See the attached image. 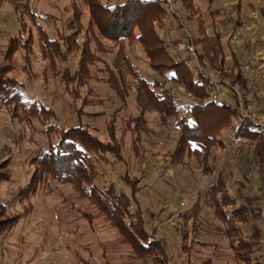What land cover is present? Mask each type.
<instances>
[{
    "label": "rangeland",
    "instance_id": "374dc122",
    "mask_svg": "<svg viewBox=\"0 0 264 264\" xmlns=\"http://www.w3.org/2000/svg\"><path fill=\"white\" fill-rule=\"evenodd\" d=\"M27 1L29 11H23L22 8L16 11L10 3H5L0 8V67L10 64L8 76L23 85L19 89L24 101L35 102L39 108L44 107L48 111L52 109L53 113L51 116L40 113L31 116L24 111H17L14 105L0 103V220L14 219L11 222L13 229L0 235V264H152L137 258L132 244L123 239L110 219L95 203L82 197L72 185L53 181L38 185L35 194L32 195L31 192L21 201L18 198V192L28 185L34 173L32 159L47 152L60 137L58 132L51 135L47 133L46 124L52 123L65 129L77 126V110L81 107L84 112L81 121L101 141H109L108 123L115 111H119L116 127L118 142L124 143L125 161L120 163L108 154L107 162L96 163L97 169L102 173L97 184L103 186L114 183L119 190L129 194L121 177L127 173L141 179L142 190L138 200L141 214L146 221L147 230L150 233L156 230L157 237L164 239L172 263L203 264L210 260L211 264H237L227 239L219 232L223 225L214 217L206 201L209 186L216 183L222 175L227 177L230 193L236 198L238 205L243 204L247 197L262 194V170L252 157L253 146L241 143L232 133L239 119L229 114L221 125L223 130L219 139L224 142L214 148L213 156L217 161L216 164L214 160L211 161L216 167L212 175L205 172L202 163L191 156L186 159V167L171 166L169 157L175 149L179 133L172 126L160 125L156 114L147 115L149 128L153 133L143 136L141 149L145 151V155L137 157L130 134L126 138L120 137L126 127L125 121L130 116L139 115L135 93L131 92L127 107L119 110L123 104L107 85L105 68L107 64L113 63L116 49L99 55L102 60L90 67L92 81L79 86L77 97L74 94L72 96L66 90L61 73L64 70L70 73L77 71L80 51L77 49L65 55L56 54L52 58L46 56L42 51L45 42L37 29H43L52 40H63L68 34L66 21L70 12L67 9L71 7L72 0ZM125 1L113 0L112 3ZM173 1L181 19L175 20L172 16L170 26L174 22L180 35L187 31L193 38L198 35L199 19L206 22V29L210 32L213 12L217 9L222 12L232 3L230 0H194L199 19L195 17L192 21L187 19L189 13ZM248 1L253 2L256 5L255 12L264 17V0H245ZM84 10L83 22L87 25L90 12L87 7ZM30 13L35 14L34 20H31ZM222 16L220 14L219 17ZM21 21H24V30ZM180 26L185 28H181V31ZM159 34L165 41L175 46L178 44L171 41L173 36L179 38L172 34V30L171 33L166 30ZM21 37L22 44L11 60L8 59L10 40ZM83 41V38L80 39L81 44ZM102 41L109 47L113 46L112 42L104 38ZM25 42L28 44L23 46ZM128 53L142 76L150 83L159 81L168 88L177 89L149 67V60L141 44L129 45ZM230 54L226 50L225 68L236 75L237 68L234 67L233 55ZM129 82L134 85L133 79L130 78ZM179 89L178 92L182 93L183 89ZM216 93L213 96L216 97ZM84 100L90 104L84 107ZM218 100L219 103L222 102L221 98ZM208 121L220 125L215 117H210ZM243 130L248 140L260 138V133L253 128L246 127ZM183 199L187 200V206L181 208ZM198 199L203 204L198 238L202 243L195 241L193 244L189 240L187 247L191 245L194 249L184 252L180 230L184 225L182 214L187 213ZM244 230L250 233V225L244 227ZM184 231H188L191 237L190 223L188 227H184ZM262 244L256 256L264 262V236Z\"/></svg>",
    "mask_w": 264,
    "mask_h": 264
},
{
    "label": "trees",
    "instance_id": "16d2710c",
    "mask_svg": "<svg viewBox=\"0 0 264 264\" xmlns=\"http://www.w3.org/2000/svg\"><path fill=\"white\" fill-rule=\"evenodd\" d=\"M112 1L72 0L71 7L67 9L70 12L66 21L68 34L63 40H52L43 29L37 27L39 36L45 42L42 48L43 54L52 58L56 54L64 53L65 55L77 49L80 51L77 71L70 73L64 70L61 73L66 90L77 97V88L92 81L90 67L102 60L99 55L116 49L113 63L107 64L105 68L107 85L123 104L119 110L127 107L132 91L135 93V103L139 110L138 116H130L125 121L126 127L122 131L121 139L130 134L136 156L143 157L145 155V151L141 149L143 136L153 133L149 128L147 115L156 114L160 125L172 126L179 133L175 149L169 157L171 166L186 167V159L191 156L202 163L205 172L214 174L216 167L211 164V161L214 160V163L217 161V158L213 156L214 148L223 143L219 139L223 130L221 125L229 114L235 115L237 119L239 116L233 106L215 102L217 98L213 96V93L217 92L216 83L210 81V76L216 71L223 79L231 80L248 95L250 94L252 89L249 86V79L238 59L233 60L234 67L237 68L236 75L225 68L226 45L222 31L229 26L232 33L238 31L244 14H241L239 9L233 8L229 22H226L224 16L217 21V17L220 14L223 15V11H214L211 15L213 16L212 28L208 32L206 22L197 17L198 11L195 9L194 0H175L189 13L187 19L192 21L195 17L199 19L198 35L192 37L199 57V64H195L185 49L181 48L179 53L175 54L168 44L170 42L165 41L159 34L160 31L167 30L171 33L172 30L170 26L172 15L166 0H126L123 3H112ZM5 3L13 5L16 11L21 8L23 11H29L27 0H0V8ZM84 7H87L90 12L87 25L83 22ZM34 16V13H30L31 20H34ZM21 24L24 30V21H21ZM183 27L180 26L179 30L185 28ZM185 36L187 37V34L181 32V35L177 36L178 41L174 36L171 41L178 42L180 45L185 44ZM82 38L84 41L81 44ZM103 38L112 42L113 46L106 45L102 41ZM22 41V37L10 40L8 59L11 60ZM138 43L142 45L149 60V67L162 79L175 85L177 89H183L182 93L177 89L166 87L159 81L150 83L142 76L128 53V46ZM26 44L28 43H23V46ZM245 46L252 47L248 42ZM9 66L10 64L0 67V103L14 105L17 111H24L31 116H37L39 113L51 116L52 109L48 111L47 108H39L35 102L24 101V96L19 89L23 85L8 76L11 71ZM130 78L133 79L134 85L130 84ZM258 97L255 96V98ZM89 104L90 102L84 100L82 105L85 107ZM77 111H79L77 126L65 129L52 123L46 124L47 133L51 135L58 132L60 137L47 152L32 159L31 163L35 166V170L28 185L18 192L19 200L27 198L26 196H29L31 192L32 195L35 194L38 185L41 184L57 181L72 185L82 197L95 203L98 209L110 219L113 226L123 235V239L132 244L137 258L152 264H173L164 239L157 237L156 230L152 233L147 230L146 221L141 214L140 201H138L142 190L141 179L127 173L121 177L123 185L129 189V194L119 190L114 183L103 186L97 184L102 173L100 169H97L96 163L107 162L108 154L120 163L125 161L124 143L118 142L116 127L119 111H115L112 120L108 123L109 141H101L93 136L88 125L81 121V115L84 113L82 107ZM208 117H215L220 125L217 126L214 121L211 123ZM246 127L260 133L254 125L241 119L232 133L241 143L253 146L252 157L262 170L264 183V142L261 133L259 139L248 140L243 130ZM227 183V177L222 175L216 183L209 186L207 191L206 203L212 209L214 217L223 225L219 228V232L227 239L237 264H264L256 256L260 250L259 247L263 246L264 236L258 222L262 194L247 197L243 204L238 205ZM260 189L262 190V187ZM202 210V201L198 199L187 213L182 214L184 225L180 230L184 252L194 249L191 245L187 247L186 243L189 240H192L193 244L195 241L198 244L202 243L198 241L203 217ZM11 222H14L13 218L0 220V235L13 229ZM189 223L192 227L191 237L188 231H184V227H188ZM247 225H250V233L244 230ZM203 264H211V261L206 260Z\"/></svg>",
    "mask_w": 264,
    "mask_h": 264
},
{
    "label": "built area",
    "instance_id": "2783aa9c",
    "mask_svg": "<svg viewBox=\"0 0 264 264\" xmlns=\"http://www.w3.org/2000/svg\"><path fill=\"white\" fill-rule=\"evenodd\" d=\"M170 13L172 14L175 20L181 19L178 9L173 0H166ZM233 8L228 6L223 11L224 20L229 22L232 15ZM259 16L255 12H251L247 15L241 17V27L239 30L248 31V41L251 45L256 46L259 42ZM172 34L179 36L178 28L175 27L174 22L171 23ZM235 31L230 35L229 41L232 43H241L242 42V33L241 31ZM185 39V44L174 45L168 43L170 48L174 51L175 54H178L180 49L183 48L186 50L188 56L191 58V61L195 64H199V57L197 51L192 42V36L187 33ZM210 81L216 83L217 95L216 103H219L218 98H221L222 105L229 104L233 106L238 113L239 119L246 121L254 125L261 133L262 141L264 142V91H261L259 94V99L251 97L248 95L241 87L234 84L231 80L222 79L220 74L213 73L210 76ZM264 144V143H263ZM181 208L187 206V200L183 199L180 203ZM260 216L259 224L261 226L262 232L264 234V183L262 186V202L260 205Z\"/></svg>",
    "mask_w": 264,
    "mask_h": 264
},
{
    "label": "crops",
    "instance_id": "0c3cea01",
    "mask_svg": "<svg viewBox=\"0 0 264 264\" xmlns=\"http://www.w3.org/2000/svg\"><path fill=\"white\" fill-rule=\"evenodd\" d=\"M230 1L232 2L230 6H232V8L239 9L241 14L247 15L251 12L256 11V5L251 1ZM219 16L217 17V21L221 19V17ZM258 16L260 25L259 42L256 46L251 45V48H246L245 46V43H249L248 31L246 29L239 30L241 31L243 36V40L241 43H232L229 41L230 35L232 33L230 31V26L226 30L221 29L223 31V41L226 45V50L228 53H231L230 55H233V60L238 59L239 63L242 65V69L245 72L247 78L249 79V86L251 87L250 89H252L249 95L254 98L255 96H259V93L261 91H264V17L260 16L259 14Z\"/></svg>",
    "mask_w": 264,
    "mask_h": 264
}]
</instances>
